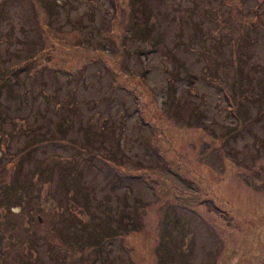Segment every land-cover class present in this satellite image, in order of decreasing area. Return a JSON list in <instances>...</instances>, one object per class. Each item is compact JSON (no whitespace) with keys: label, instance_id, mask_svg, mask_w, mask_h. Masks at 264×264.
<instances>
[{"label":"rangeland","instance_id":"1","mask_svg":"<svg viewBox=\"0 0 264 264\" xmlns=\"http://www.w3.org/2000/svg\"><path fill=\"white\" fill-rule=\"evenodd\" d=\"M0 264H264V0H0Z\"/></svg>","mask_w":264,"mask_h":264},{"label":"trees","instance_id":"2","mask_svg":"<svg viewBox=\"0 0 264 264\" xmlns=\"http://www.w3.org/2000/svg\"><path fill=\"white\" fill-rule=\"evenodd\" d=\"M31 59H33L32 61H34V59H36V57H32ZM30 61V60H29ZM31 61V62H32ZM31 62H27V63H25V64H29V63H31ZM141 75H142V72H141ZM173 77H174V75H169V79H170V83H172L173 81H174V79H173ZM171 98V97H170ZM58 139V138H57ZM24 148V147H23ZM115 163V162H114ZM112 165H113V167L114 168H117L118 169V167L116 166V165H114L113 163H111Z\"/></svg>","mask_w":264,"mask_h":264}]
</instances>
